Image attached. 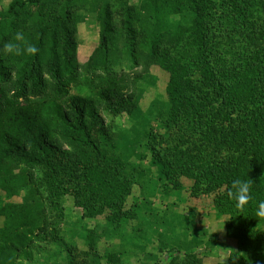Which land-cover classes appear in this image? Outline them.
I'll return each instance as SVG.
<instances>
[{
    "label": "trees",
    "instance_id": "1",
    "mask_svg": "<svg viewBox=\"0 0 264 264\" xmlns=\"http://www.w3.org/2000/svg\"><path fill=\"white\" fill-rule=\"evenodd\" d=\"M85 15L98 43L81 64ZM17 31L37 54L4 51ZM117 54L135 70L112 72ZM153 66L168 75L165 102L147 111L163 133L147 126L146 154H125L114 120L141 113ZM83 85L87 94H71ZM153 168L174 190L191 181V196L212 197L226 217L236 252L216 264H264V0H0V264H25L36 243L61 240L64 197L81 219L103 217L113 229L135 220L126 201ZM236 178L252 182L244 210L227 195ZM97 236L87 229V250L70 247L68 263L120 261L99 256ZM216 242L209 236L208 249ZM162 261L203 264L174 249Z\"/></svg>",
    "mask_w": 264,
    "mask_h": 264
},
{
    "label": "rangeland",
    "instance_id": "2",
    "mask_svg": "<svg viewBox=\"0 0 264 264\" xmlns=\"http://www.w3.org/2000/svg\"><path fill=\"white\" fill-rule=\"evenodd\" d=\"M85 16L76 33L81 64L87 61L98 43L96 22L92 16ZM110 69L116 73L135 70L119 54L112 60ZM150 74L155 83L145 85L144 89L138 91L137 103L141 113L137 117L122 115L114 120L115 138L119 149L125 154H128L129 148L137 155L146 154L142 136L147 126L163 133L153 119L155 116L151 118L147 111L153 106L160 108L165 102L168 75L160 66H153ZM88 92L85 85L71 89V94L84 95ZM131 160L135 162L136 158L132 157ZM148 162L147 156L144 164ZM149 181L145 182L146 185L135 186L126 201V209L134 208L136 219L122 224L118 229L108 227L103 217L81 219V211L74 207L72 198L64 197L61 203L65 214L60 224L61 240L36 243L32 250V261L25 264H69L67 250L70 247L74 246L78 251L87 250V229H94L98 235L94 240L99 256L110 253L120 257V261L113 264H162L170 249L180 251L182 255L195 252L203 264H216L227 260L231 251L236 252L235 241L226 236V217L216 215L212 197H192V182L184 178L180 180V188L174 190L166 181L158 178L154 168ZM0 199L7 201L1 192ZM212 235L216 236L217 242L208 249L210 245L207 240ZM91 264L108 263L104 259H92Z\"/></svg>",
    "mask_w": 264,
    "mask_h": 264
},
{
    "label": "clouds",
    "instance_id": "3",
    "mask_svg": "<svg viewBox=\"0 0 264 264\" xmlns=\"http://www.w3.org/2000/svg\"><path fill=\"white\" fill-rule=\"evenodd\" d=\"M14 40L17 43L7 42L3 48L6 53L20 56L24 53L29 55H35L39 49L28 43L25 39L23 32L17 31ZM252 182L250 180H241L236 178L232 181L231 190H228L227 195L230 199L235 201V206L239 210H244L246 206L253 200ZM256 216L260 219H264V201H260L256 208Z\"/></svg>",
    "mask_w": 264,
    "mask_h": 264
}]
</instances>
